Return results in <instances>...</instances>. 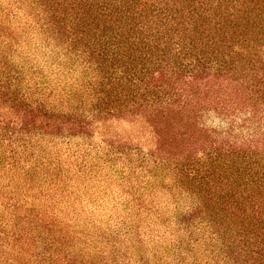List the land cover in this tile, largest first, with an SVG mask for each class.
I'll return each mask as SVG.
<instances>
[{
    "label": "rangeland",
    "instance_id": "1",
    "mask_svg": "<svg viewBox=\"0 0 264 264\" xmlns=\"http://www.w3.org/2000/svg\"><path fill=\"white\" fill-rule=\"evenodd\" d=\"M71 2L0 0V264H257L189 172L205 134L123 110L122 69Z\"/></svg>",
    "mask_w": 264,
    "mask_h": 264
},
{
    "label": "trees",
    "instance_id": "2",
    "mask_svg": "<svg viewBox=\"0 0 264 264\" xmlns=\"http://www.w3.org/2000/svg\"><path fill=\"white\" fill-rule=\"evenodd\" d=\"M71 5L81 11L79 21L95 26L100 56L122 69L123 110L149 122L180 117L205 134L207 163L189 172L203 174L201 184L223 210L238 215L245 242L253 235L257 264H264V0ZM205 113L227 126H202Z\"/></svg>",
    "mask_w": 264,
    "mask_h": 264
}]
</instances>
